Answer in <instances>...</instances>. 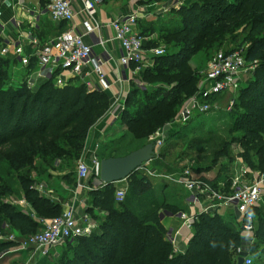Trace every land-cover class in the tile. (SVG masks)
<instances>
[{
	"label": "trees",
	"instance_id": "obj_1",
	"mask_svg": "<svg viewBox=\"0 0 264 264\" xmlns=\"http://www.w3.org/2000/svg\"><path fill=\"white\" fill-rule=\"evenodd\" d=\"M49 1L40 3L45 7ZM169 14V23L158 36L166 40V53L154 59L153 68L139 73L141 80L151 81L156 88L132 84L118 118L126 132L103 142L98 156L101 160L124 156L143 147L149 136L171 122L197 93L201 71L189 63L191 57L201 51L211 54L250 35L245 57L259 65L228 111L232 117L229 132L232 142L239 141L245 147L241 156L251 169L264 172V0H193ZM145 45L158 44L146 40ZM12 65L10 58L0 56V230L5 231L4 224H8L10 231L30 236L39 228L38 217L53 218L64 211L65 198L60 202L41 193L39 185L44 183L37 178L59 174L66 184L77 183L78 162L86 155L93 131L107 117L112 101L107 92H90L85 85L73 83L58 87L48 80L34 89L26 83L13 86ZM202 140L191 138L181 153H190ZM176 145L173 141L163 147L153 167L168 166L163 161ZM218 145L213 164H197L195 171L209 172L225 156L231 159L228 163L233 162L231 144L224 141ZM228 163L221 164L226 170L215 179L199 175L215 185L221 181L229 185L233 172L228 171ZM179 171L177 166L167 170L171 174ZM152 180L140 169L131 174L122 202L116 201L117 183L92 188L87 213L99 218V227L89 236L65 241L70 247L57 258V264H238L236 249L244 244L243 236L220 212L198 215L186 252H178L167 239L168 229L160 212L164 209L177 214L184 208L168 200L167 190L164 195H155ZM10 196L25 197L30 211L8 202ZM96 209L103 216L95 213ZM251 213L256 219L255 240L248 246V255L251 264H264V201ZM11 244L0 241V258Z\"/></svg>",
	"mask_w": 264,
	"mask_h": 264
},
{
	"label": "built area",
	"instance_id": "obj_2",
	"mask_svg": "<svg viewBox=\"0 0 264 264\" xmlns=\"http://www.w3.org/2000/svg\"><path fill=\"white\" fill-rule=\"evenodd\" d=\"M7 1L0 0V15ZM80 1L81 12L85 14L81 22H77L73 0H50L45 7L38 0L34 8H29V14L22 0L12 3V7L19 10V16L13 15L7 20H0V56L10 58L13 63L16 62L12 65L13 86L26 83L29 88L34 89L40 80H53L56 86L64 87L72 83V78H76L90 92L109 93L113 82L105 66L114 61L113 54L107 48L109 42L115 41L118 44V64L124 72H129L128 80H131L133 75L139 74L146 65H151L154 58L166 53L165 46L145 45L146 40L151 41L153 38L143 37L140 31L138 32L140 18L138 12L111 20L107 25L113 30L114 35L105 38L102 33L104 25L96 20L94 14L97 4L103 0ZM183 5H185L184 0H174L170 5H162L160 11L180 9ZM45 16L53 21L66 23L67 28L43 41L38 33L40 21ZM10 29L16 30V37L9 33ZM98 47L101 48L100 52L96 50ZM17 64L25 69V75L20 77L16 74ZM247 64L249 65L247 59L238 52H220L214 56L207 74L199 82L197 93L189 98L173 121L159 130L157 136L151 137V140L157 141L156 156L165 144V131L169 130L170 133L177 123L179 125L192 123L195 118L219 108L217 102H214L216 96L238 88L248 69L254 74V62L249 65L250 67ZM93 75L96 76V81L93 80ZM119 81L124 82V76H120ZM234 103L235 97H232L226 107L227 112L233 109ZM124 107L125 101L119 98L111 106L106 117L111 120V125L116 123ZM98 146L97 144L92 148L89 147L84 158L78 162L77 175L82 181L90 176L100 177L101 159L97 154ZM143 168L150 175L156 171L144 166L139 169ZM166 177L188 191L187 201L194 208L190 212H178V217L182 219V228L192 230L200 214H215L221 208H230L236 211L237 221L241 223L243 229L244 244L236 249V255L239 257L241 252H248V246L255 240V217L251 210L264 201V173L250 170L240 163L235 166L229 185L227 181L215 185L209 180H204L190 167ZM126 193L127 185L119 187L116 201L122 202ZM20 205L26 211L31 209L27 202H20ZM8 227V224H4L5 230ZM96 228L97 223L91 214L87 212L78 214L74 205H68L61 215L50 218L42 225L40 231L27 236L17 244L22 250L32 249L40 257H47L55 246L67 240L89 236ZM1 233L0 230V241L11 239L8 238L9 236H2ZM179 233V231L167 233V239L174 246ZM251 263L252 259L248 255L244 264Z\"/></svg>",
	"mask_w": 264,
	"mask_h": 264
},
{
	"label": "rangeland",
	"instance_id": "obj_3",
	"mask_svg": "<svg viewBox=\"0 0 264 264\" xmlns=\"http://www.w3.org/2000/svg\"><path fill=\"white\" fill-rule=\"evenodd\" d=\"M131 1H133V0H131ZM173 1L174 0H163V2H167V4H169V5ZM192 1L193 0H184V3H185V5H187V4H190ZM33 2H34V0H26V4H25L27 7L25 9L26 11H28V8H31L33 5H36V4H33ZM142 2L146 3V0H142ZM159 2H162V0H159ZM174 10H178V8H173V9L168 10V11L171 13ZM166 16H167L166 18L165 17L160 18V19L157 18L156 20H153V22H149V23L145 22V24H147V25H143V26L140 25V27L138 26V32L140 31V33L143 37L153 38L154 43H156V45L158 44L156 47L161 46V45L165 46V47L167 46L166 40L165 39H159V37H158L160 34L164 33L163 25L166 23H169L170 14H167ZM144 26H149V29H145ZM28 29H29V27H28ZM246 37H247V39L244 40V38H246ZM251 38L252 37L250 35H244L243 38L241 37L237 41L232 40L231 42H228L227 44H225L224 47H221L219 50H214L211 54L207 55L206 53L201 51V52L197 53L196 55L192 56L189 63L193 67H195L201 71V73L199 74V82H201V80L204 79L205 75L207 74V72L209 70V64L216 54H218L220 52H227L228 53L231 50H234L231 52H238L241 54V56L245 57L246 56L245 54H246V52L249 49L250 44H251L248 39H251ZM154 62L155 61L153 60L151 65L148 64L145 67H143L141 69L140 73L142 71H145L147 68H151V67L153 68L155 66ZM254 64H255V70H256L259 63L256 62ZM249 65H251V62H249ZM15 69H16V74L20 77L22 75L26 74L25 69L22 68L21 65L17 64L15 66ZM255 70H254V72H255ZM11 73L13 76L14 71H12ZM251 73H252V70L248 69L246 76L244 77V79L242 80V82L238 88H236L233 91H227L224 94L215 97L214 102H217V106L219 105V108H214L211 112L195 118V120L192 123L180 124V125L177 123L175 125V127L170 130L171 132L175 133V134H173V136L172 135L170 136L168 134L169 130L165 131L164 134H165L166 138H165V144L163 147H165L168 143H171L173 141L177 142L178 145L173 147L172 153L170 155L165 156V159L163 162L168 163V166H165V164H164V166L161 169L160 168L158 169V168L153 167L154 166L153 160L149 162V169L156 170L153 175L149 174V176L153 179L152 180V185H153L152 189H153L155 195H164L165 190H167L166 192L169 194L168 200L170 202H175V203L182 204V205L186 204V198H187V200L189 198V195H188L186 189L184 187H182L181 185L170 181V179H168L166 177V175H169L171 173L167 172V170H170L171 166H174V167L177 166V168H179L180 170L187 168V167H190V168L194 169L193 170L194 172L198 173L197 171H195V166L197 164H201V166L205 167V166H208L210 164H213V163H211V160H212V156L214 154V151L218 148V146L219 147L221 146L218 144L221 142H224V141H228V143L231 144V149H232V154L234 156V160L232 163H228L229 160H231V159H229L227 156L220 158L219 161L215 165H213L211 167V169L209 170V172L210 171L214 172L213 177L212 176H208V177L215 179L219 176V174H221L220 171L226 170L224 165L221 166L222 163H228L227 169H228V171H230V173L231 172L234 173L235 172V166H237L240 163H242L243 165H246L251 170L250 165L242 158L243 156H241L243 154L241 152L245 151V147H242L241 142H239V141H233L232 142V134L229 132V127H230L229 125L232 121V117L230 116V113H228L226 110V107L229 104L230 99L232 97H235V99H236L237 97H239V95L243 91L242 89L244 87H245L244 89H246V86L249 84L248 82L252 79V77L254 75ZM139 75L140 74H135V77L138 76L140 78ZM138 85L140 87H143L144 89H148V90H151V89L153 90L156 88L155 84H153L151 81H149V83L143 81V82H141V84H138ZM226 96H227V99H226ZM166 125L167 124H165L163 127L159 128L154 133H152L149 136V141L151 140V137L157 136L158 131L165 128ZM125 130L126 129H124V131ZM194 137L203 139L204 142H202L203 140L200 141L199 144H197L195 147L191 148L190 153H187V154L184 153V155H183V153H181L182 150H185L186 148H188V143L190 142V139L194 138ZM111 138H113V137H111ZM175 157H176V159H175ZM254 171L261 172V171L255 170V169H254ZM63 173H66V171H63ZM262 173H264V172H262ZM198 174H201V175L207 174L208 175V171L202 172V173L199 172ZM207 175H205V176H207ZM37 179L44 183V184L39 185V189H42V191L40 190L41 193L46 192V194H48L49 196L55 195V198L53 196H51V197H53L54 200L59 199L60 202L62 201L61 199H63L62 197L65 196L64 194H66L65 193L66 190H64V188L61 186V182H65V180L63 179V177L61 175L56 174V177L54 176L51 178H47V177L43 176V177H40ZM41 186H42V188H41ZM117 186L122 187L123 183L119 182V183H117ZM56 198H58V199H56ZM7 201L12 203L13 205L18 206L20 209H23V210H25V209L20 205V202L21 203L22 202L28 203V201L25 197H19V196L7 197ZM172 213H174V212H172ZM223 215L229 216L232 219V224L237 226V228L240 230L241 234L243 233L242 225H241V223H239L237 221V214L235 212H233V211L231 212L228 210V213H227L226 210H224ZM50 217H47V218L38 217L37 218L41 222L39 225V228H37V232L42 229V225L47 220H49ZM255 221H256V219H255ZM10 230H11L10 227H8V229L5 230L6 232L3 231L1 233L2 236H5V237L9 236L8 238H11V239H9L8 241H10L12 243L8 249L9 252L6 251L1 256V258H0L1 262L4 264H34V260L29 261V258H30V256H32V253H33L32 251H34V250H32V249L22 250V249H20L19 245L17 244V243H20L27 236H23L22 234H20V232H12ZM69 247H70V245H68V242H63V243L55 246L54 248H52L50 250L49 256L40 257L37 262L40 261V264H43L42 262L46 261V262H50V264H57V258L60 257V254H62L67 249H69ZM232 248H234V247H232ZM263 261H264V258H263Z\"/></svg>",
	"mask_w": 264,
	"mask_h": 264
},
{
	"label": "crops",
	"instance_id": "obj_4",
	"mask_svg": "<svg viewBox=\"0 0 264 264\" xmlns=\"http://www.w3.org/2000/svg\"><path fill=\"white\" fill-rule=\"evenodd\" d=\"M17 0H8L5 7L2 9V14L0 15V20H7L9 17L13 15L19 16V10L14 9L12 7V3H16ZM38 0H34L33 4H37ZM24 4H26V0H22ZM167 5V2H159V0H146V3L142 2V0H103L96 6L95 11V18L100 23H103L102 33L105 38H110L112 35H114L113 30L107 25L109 22L113 19H116L122 15H126L129 13H136L138 12L140 15V18L138 20V26L140 27L145 24V22H153V20H156L157 18H166L167 14H169V11H160L162 5ZM74 10L76 13V19L77 22H81L82 19H84L85 14L81 12L82 3L80 0H73ZM34 6V5H33ZM31 8H34V7ZM26 7V5H25ZM27 8V7H26ZM25 8V9H26ZM29 10V8H28ZM29 14V11H27ZM62 22H56L50 19L49 17L45 16L40 21V29L38 35L40 36L41 40L45 41L50 37H53L57 34H59L61 31L65 30L67 28V24L64 27V24ZM24 29V28H23ZM48 31V32H47ZM47 32V33H46ZM9 33H11L12 36L16 37L17 32L14 29H10ZM107 48L111 51V53L114 56V61L110 64H107L105 66V70L110 78V80L113 82L112 90L109 92V95L111 97L112 105L115 104L117 99L121 101H126L127 94L131 91L132 84L138 83L141 84L143 82L138 76L135 77V75L132 76L131 80H128L129 78V72H124L121 67L118 64V44L113 41L109 42L107 45ZM30 50V49H28ZM97 51L100 52L101 48H96ZM13 64H16L14 62ZM120 76H124V82H120L119 78ZM93 80L96 81V76H92ZM72 83L75 85H83L81 81H78L79 79L72 78ZM40 83L43 82L42 80L39 81ZM110 119H103L101 122L97 124L95 127L89 147L92 148L95 145H100L105 142L109 141L111 139H115L120 137L126 129L125 125L119 124V120L116 121L114 125H111ZM170 136L175 134L174 132L168 133ZM113 137V138H111ZM145 168L149 169V162L143 165ZM151 167V166H150ZM139 170V169H138ZM140 172L143 175H149V173L143 168L140 169ZM207 175V174H205ZM214 172H208L207 176L213 177ZM77 177V183L74 185H68L66 182H61V186L66 190L65 196L62 198H65V202L63 203V208L65 209L68 205H74L78 214L86 213L88 210V206L90 204V191L92 188H97L100 186L101 182L99 178H96L95 176H90L86 180H80V178ZM123 183V186L127 185V181L120 182ZM187 191V190H186ZM45 193V192H44ZM43 193V194H44ZM188 193V191H187ZM46 194V193H45ZM48 195V194H47ZM189 195V193H188ZM49 196V195H48ZM55 198V195H51ZM49 196V197H51ZM51 197V198H53ZM57 197V196H56ZM58 199V198H56ZM59 200V199H58ZM182 205V204H181ZM184 210L186 212H190L194 210V208L188 203L186 198V204L182 205ZM224 210L228 213L229 211H233L236 213L235 210L228 209V208H221L219 210L220 213L224 214ZM182 211V210H181ZM95 213H98L99 215L103 216V212H99L97 209L95 210ZM91 216L94 218V220L97 223V228L99 227V218L98 220L90 213ZM227 215V214H226ZM161 220L165 224L166 228L168 229V232L173 231H179L180 233L177 235V240L175 244V248L178 252H186L188 247V241L193 236V232L191 230H188L186 228H182V220L178 217V213H172L169 210H162L160 213ZM228 220L232 222V219L227 216ZM18 232V231H13ZM9 252V250L7 251ZM32 256H30V260H34V264L37 263L40 256L35 251H32ZM61 255V254H60ZM33 258V259H32ZM4 264V263H2Z\"/></svg>",
	"mask_w": 264,
	"mask_h": 264
},
{
	"label": "water",
	"instance_id": "obj_5",
	"mask_svg": "<svg viewBox=\"0 0 264 264\" xmlns=\"http://www.w3.org/2000/svg\"><path fill=\"white\" fill-rule=\"evenodd\" d=\"M156 140L147 142L143 147L124 156L109 157L101 160L100 182L115 184L126 181L131 174L156 157ZM248 252L240 253L238 264H244Z\"/></svg>",
	"mask_w": 264,
	"mask_h": 264
}]
</instances>
